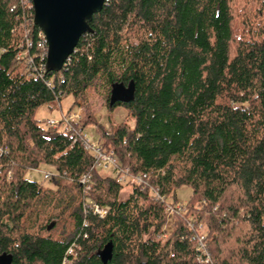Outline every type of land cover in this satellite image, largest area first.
I'll return each instance as SVG.
<instances>
[{
  "label": "trees",
  "instance_id": "1",
  "mask_svg": "<svg viewBox=\"0 0 264 264\" xmlns=\"http://www.w3.org/2000/svg\"><path fill=\"white\" fill-rule=\"evenodd\" d=\"M243 1L106 0L64 68L36 75L27 57L44 62L46 46L31 0H0V264H62L71 246V264H198L191 231L148 188L121 199L79 142L36 118L92 91L133 123L82 131L93 123L170 201L190 189L213 264H264V0ZM40 166L54 170L49 187L27 178Z\"/></svg>",
  "mask_w": 264,
  "mask_h": 264
},
{
  "label": "built area",
  "instance_id": "2",
  "mask_svg": "<svg viewBox=\"0 0 264 264\" xmlns=\"http://www.w3.org/2000/svg\"><path fill=\"white\" fill-rule=\"evenodd\" d=\"M43 41V44L46 46L45 39H43ZM27 46L30 45L28 44ZM46 55L47 46L46 52L42 57L44 62L41 61L37 66L34 64V59H32V57H27V64L32 65L34 71L37 73L36 75H40L41 72H45ZM22 56L23 55H19L18 58ZM82 118L83 108L82 106H78V109L75 112H73V110L67 111L65 113L61 112L57 120H47L46 126L53 129H59V131L68 135L72 141V144L79 142L82 148L91 155L93 159V169L107 171L109 173L108 175L114 178L121 186L129 187L135 185L141 186L142 188H148L149 196L155 202H158L164 206V209L167 212L168 220L173 221L175 218H180L185 222L187 228L191 231V241L195 244L194 250L196 262L198 264H213L208 248L206 229L204 230L205 225L202 222H197L188 218L187 206L182 202L170 201L168 198L162 196L156 189L149 187L147 183L148 178L146 175L132 174L127 167H123L112 150L103 148L101 144L98 143V141H90L82 131ZM51 176L53 175L47 173H44L43 175L45 180H48ZM88 181V176H83L81 178L82 184H86ZM88 207L91 208L92 212L98 215L100 218H104L107 215V211L104 208H100L95 204H92ZM169 229V226L165 227V230L167 231L166 233H168ZM165 237L166 234L163 236V238ZM75 258L76 254L74 252L73 246H71L67 249L62 264H71Z\"/></svg>",
  "mask_w": 264,
  "mask_h": 264
},
{
  "label": "water",
  "instance_id": "3",
  "mask_svg": "<svg viewBox=\"0 0 264 264\" xmlns=\"http://www.w3.org/2000/svg\"><path fill=\"white\" fill-rule=\"evenodd\" d=\"M106 0H31L33 25L44 36L45 73L60 72L80 38L92 30L89 23Z\"/></svg>",
  "mask_w": 264,
  "mask_h": 264
},
{
  "label": "rangeland",
  "instance_id": "4",
  "mask_svg": "<svg viewBox=\"0 0 264 264\" xmlns=\"http://www.w3.org/2000/svg\"><path fill=\"white\" fill-rule=\"evenodd\" d=\"M244 4L245 3L243 0H239L237 7L241 9L244 7ZM72 103L73 98L71 96H66L59 104L54 103L41 107L36 113V118L40 120L43 125L46 124L47 120H57L60 116V113L67 112ZM82 108L83 118L81 122L83 125L86 121H92V119L98 121V123L103 125L106 129L114 128L124 120H126V122L129 124L133 123L131 118H127V113L122 107H117L113 111H109L106 105V95L101 91H92L88 97L87 103L84 106L82 105ZM77 109L78 107L75 106L72 110L75 112ZM83 133L90 141H97V133L93 123L88 124L84 128ZM44 173L53 175L54 170L47 166H40L39 168L31 169L27 174V178L33 181L43 182L45 186L49 187L50 183L48 180L44 179ZM101 173L103 175L109 174L107 171H101ZM128 193L129 187H125L123 193L121 194V199H125ZM189 196V188L184 187L176 191V201L182 202L184 205L187 204ZM205 229L206 228L204 227V230Z\"/></svg>",
  "mask_w": 264,
  "mask_h": 264
}]
</instances>
